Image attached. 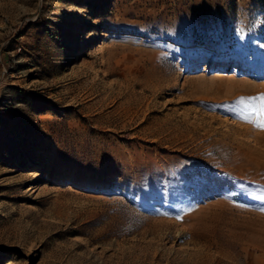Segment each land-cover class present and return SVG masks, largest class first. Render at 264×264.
Wrapping results in <instances>:
<instances>
[{
  "label": "rangeland",
  "instance_id": "1",
  "mask_svg": "<svg viewBox=\"0 0 264 264\" xmlns=\"http://www.w3.org/2000/svg\"><path fill=\"white\" fill-rule=\"evenodd\" d=\"M261 96L264 0H0V264H264Z\"/></svg>",
  "mask_w": 264,
  "mask_h": 264
},
{
  "label": "snow or ice",
  "instance_id": "2",
  "mask_svg": "<svg viewBox=\"0 0 264 264\" xmlns=\"http://www.w3.org/2000/svg\"><path fill=\"white\" fill-rule=\"evenodd\" d=\"M255 99L260 101V109H259V111H260L261 115L264 116V96L256 97ZM257 126L260 128V130H264V122H261Z\"/></svg>",
  "mask_w": 264,
  "mask_h": 264
},
{
  "label": "bare ground",
  "instance_id": "3",
  "mask_svg": "<svg viewBox=\"0 0 264 264\" xmlns=\"http://www.w3.org/2000/svg\"><path fill=\"white\" fill-rule=\"evenodd\" d=\"M80 21H81V22H80V23H81V25H83V26H84V23H83V21H84V18H83V20H80Z\"/></svg>",
  "mask_w": 264,
  "mask_h": 264
}]
</instances>
